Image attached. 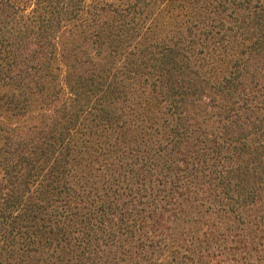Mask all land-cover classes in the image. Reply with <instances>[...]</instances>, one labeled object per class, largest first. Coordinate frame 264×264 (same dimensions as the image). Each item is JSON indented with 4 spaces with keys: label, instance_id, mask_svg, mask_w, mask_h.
Segmentation results:
<instances>
[{
    "label": "trees",
    "instance_id": "16d2710c",
    "mask_svg": "<svg viewBox=\"0 0 264 264\" xmlns=\"http://www.w3.org/2000/svg\"><path fill=\"white\" fill-rule=\"evenodd\" d=\"M158 263L264 264V0H0V264Z\"/></svg>",
    "mask_w": 264,
    "mask_h": 264
},
{
    "label": "rangeland",
    "instance_id": "374dc122",
    "mask_svg": "<svg viewBox=\"0 0 264 264\" xmlns=\"http://www.w3.org/2000/svg\"><path fill=\"white\" fill-rule=\"evenodd\" d=\"M132 160H133V161L135 160V159H134V156H133ZM144 263H146V262H144ZM158 264H159V263H158Z\"/></svg>",
    "mask_w": 264,
    "mask_h": 264
}]
</instances>
